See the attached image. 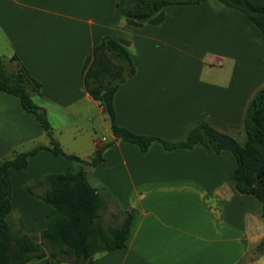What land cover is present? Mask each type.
<instances>
[{
    "label": "crops",
    "instance_id": "crops-1",
    "mask_svg": "<svg viewBox=\"0 0 264 264\" xmlns=\"http://www.w3.org/2000/svg\"><path fill=\"white\" fill-rule=\"evenodd\" d=\"M172 1L161 8V22L141 19L134 26L125 22L118 0H0L1 56H15L39 82L37 105L46 118L55 113L61 119L50 125L52 135L70 127L72 140L86 133L67 145L54 136L65 153L85 159L114 139L82 86L88 50L103 38L121 41L133 67L112 95L118 126L175 143L203 120L245 143L246 107L264 85V39L241 12L217 0ZM92 108L102 115L100 137L94 136ZM34 142L47 144L38 121L17 97L0 91V156L27 151ZM76 166L40 149L23 169H10L6 221L40 232L51 207L28 193L25 183ZM235 167L228 150L215 153L201 143L165 149L152 141L141 151L115 139L86 180L134 214L124 246L97 253L88 264H240L264 238V216L254 195L235 188ZM247 264H264V257Z\"/></svg>",
    "mask_w": 264,
    "mask_h": 264
},
{
    "label": "trees",
    "instance_id": "trees-1",
    "mask_svg": "<svg viewBox=\"0 0 264 264\" xmlns=\"http://www.w3.org/2000/svg\"><path fill=\"white\" fill-rule=\"evenodd\" d=\"M200 1L203 0L179 3ZM217 1L241 12L264 39V0ZM173 3L172 0H118L116 6L127 24L138 26L141 19L151 24L161 22V8ZM12 59L17 61V68L7 71L0 58V91L17 97L20 106L34 116L47 137V144L0 156V264H23L33 258L38 259V264H88L97 253L124 246L134 210L121 209L104 189L94 188L86 180L88 169L102 160L104 150L115 139L133 143L141 151L152 141L160 142L165 149L189 148L201 143L215 153L228 150L236 162L232 175L235 188L254 195L264 216V85L246 107L243 145L203 120L189 130L184 140L175 143L135 134L115 123L112 106L113 92L132 74V63L121 41L103 38L88 50L82 65V86L102 106L114 139L96 146L93 153L83 159L61 149L52 136L44 110L31 99L32 95L39 94V82L27 74L15 56ZM40 149L75 161L77 166L74 171L48 172L40 179L25 183L28 193L51 207L44 217L43 229L32 234L8 223L5 216L12 206L10 169H23L27 158ZM254 248L264 255V238Z\"/></svg>",
    "mask_w": 264,
    "mask_h": 264
},
{
    "label": "rangeland",
    "instance_id": "rangeland-1",
    "mask_svg": "<svg viewBox=\"0 0 264 264\" xmlns=\"http://www.w3.org/2000/svg\"><path fill=\"white\" fill-rule=\"evenodd\" d=\"M4 37L2 36V34L0 33V57H1V63H2V66L7 70V71H14V70H16V68H17V62H16V60H14V59H12V56L11 57H9V58H5V56H1V55H5L4 53V51L6 50L5 49V41H4V39H3ZM31 99H32V101L37 105V100L35 99V97L32 95L31 96ZM91 113H94V118H95V120H94V124H93V126H94V131H95V134H94V136L95 137H100V136H102V135H104V132H103V127L101 126V124H100V118H102V115L100 114H96L95 115V110L92 108L91 109V111H90ZM48 121H49V123H50V125L52 126V127H54V125H55V122H57V121H60L61 119H60V117H58V115H56L55 113H49L48 114ZM102 123H103V125H106V126H108V121H107V119H102ZM82 122V121H81ZM53 132V131H52ZM93 132V131H92ZM71 133H72V129H71V127L70 128H66V129H64L62 132H61V136L59 137V136H57V134H55L54 133V135H52L53 137L55 136H57L58 138H59V140L61 141V143L63 144V145H67V144H69V143H72L71 141H73V142H79L80 140H81V138L83 137H85L86 135V133H84V132H79V133H76V138L74 139V140H72V138L70 137V135H71ZM54 137V138H55ZM86 140H87V138H86ZM37 144H39V143H37V142H34V144H32V146H28L26 149H30L31 147H33V146H35V145H37ZM14 224V223H13ZM16 225V224H15ZM30 233H34V232H30ZM260 256H263L264 257V255L261 253V251L260 250H257V249H255V248H252V250L250 251V253L244 258V259H242V261H241V263L240 264H247L249 261H252V260H254V259H256V258H258V257H260Z\"/></svg>",
    "mask_w": 264,
    "mask_h": 264
},
{
    "label": "built area",
    "instance_id": "built-area-1",
    "mask_svg": "<svg viewBox=\"0 0 264 264\" xmlns=\"http://www.w3.org/2000/svg\"><path fill=\"white\" fill-rule=\"evenodd\" d=\"M98 108L100 109V110H102V106L100 105V104H98ZM103 140V138L101 139V141Z\"/></svg>",
    "mask_w": 264,
    "mask_h": 264
}]
</instances>
